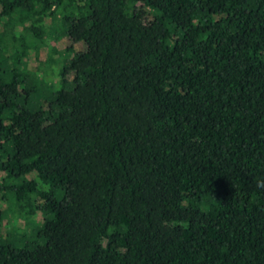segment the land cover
<instances>
[{
  "label": "trees",
  "instance_id": "1",
  "mask_svg": "<svg viewBox=\"0 0 264 264\" xmlns=\"http://www.w3.org/2000/svg\"><path fill=\"white\" fill-rule=\"evenodd\" d=\"M258 179L264 0H0V264H264Z\"/></svg>",
  "mask_w": 264,
  "mask_h": 264
},
{
  "label": "rangeland",
  "instance_id": "2",
  "mask_svg": "<svg viewBox=\"0 0 264 264\" xmlns=\"http://www.w3.org/2000/svg\"><path fill=\"white\" fill-rule=\"evenodd\" d=\"M51 43H53L56 47H62V46H64L65 44H66V39L64 38V37H59L58 39H56V40H51L50 41ZM46 52H47V50H46V47L43 45V46H41L40 47V49H39V53H38V58L37 59H29L28 60V67L29 68H33L34 69V67H35V65L36 64H39L40 65V70H41V72L44 70V68H45V72L48 74V69H50V68H52L53 67V65L51 64V65H49V67H48V64H45L44 62H43V60L45 59V56H46ZM37 60L39 61V62H37ZM44 72V73H45ZM0 204L1 205H4L5 204V202L4 201H2V202H0Z\"/></svg>",
  "mask_w": 264,
  "mask_h": 264
},
{
  "label": "clouds",
  "instance_id": "3",
  "mask_svg": "<svg viewBox=\"0 0 264 264\" xmlns=\"http://www.w3.org/2000/svg\"><path fill=\"white\" fill-rule=\"evenodd\" d=\"M257 188H264V179H258L256 181Z\"/></svg>",
  "mask_w": 264,
  "mask_h": 264
}]
</instances>
